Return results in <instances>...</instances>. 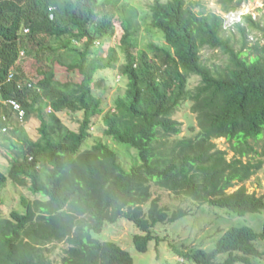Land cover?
Instances as JSON below:
<instances>
[{
    "label": "trees",
    "instance_id": "1",
    "mask_svg": "<svg viewBox=\"0 0 264 264\" xmlns=\"http://www.w3.org/2000/svg\"><path fill=\"white\" fill-rule=\"evenodd\" d=\"M216 1L230 13L247 0ZM120 3L0 0V136L9 127L18 138L14 143L5 136L15 152L7 153L10 170L8 175L0 171V188L10 179L21 185L30 180L31 192L41 195L35 200L23 197L25 213L13 209L9 217L0 216V264H53L47 252L54 244L66 245L62 264H134L117 242L95 234L104 231L106 223L126 219L139 230L132 237L136 249L148 251L150 243L159 240L154 234L158 224L189 215L181 207L170 211L162 206L159 197L153 198V186L224 210L234 221L214 248L175 247L178 255L196 264H254L264 257L259 246L264 220L257 230L235 217L261 214L264 196L245 186L228 190L263 164L243 158L264 156L255 146L264 136V45L244 50V38L237 49L232 36L225 34L223 15L196 11L187 0H154L151 26L163 35L166 46L150 43L142 48L131 29L138 11L121 10ZM116 10L121 13L118 21ZM244 19L247 25H236L242 35L249 28L264 35V26L252 15ZM116 22L122 24L125 58L119 70L128 83L115 107L105 112L94 89L106 85V78L97 75L114 69L115 54L111 50L108 58L98 56L96 44L115 33ZM205 46L221 49L227 66L218 70L206 65L201 56ZM22 50L37 62V81L17 64ZM55 63L78 71L81 79H58ZM191 76L199 77L194 88L188 85ZM9 99L19 103L23 120L40 119L37 140L15 125L14 110L1 102ZM188 100L199 131L177 138L182 123L174 114ZM81 111L78 131L66 127L59 116ZM103 113L104 134L137 151L128 169L117 149L105 142L83 147L92 134V117ZM222 137L235 153L231 159L215 143ZM221 256H226L222 262Z\"/></svg>",
    "mask_w": 264,
    "mask_h": 264
},
{
    "label": "rangeland",
    "instance_id": "2",
    "mask_svg": "<svg viewBox=\"0 0 264 264\" xmlns=\"http://www.w3.org/2000/svg\"><path fill=\"white\" fill-rule=\"evenodd\" d=\"M119 9L128 10L134 8L138 11L132 17V31H136L140 47L145 48L150 43H155L160 46H166L163 35L151 26V5L154 0H119ZM166 1V0H163ZM188 4H192L194 10L199 11L202 8L209 11H214L223 15L225 19V34L232 36L233 43L237 49H240L244 45V38L246 44L244 50L248 47H252L255 44L264 45V35L259 30L248 29L245 35L241 34V31L236 27L237 24L247 25L244 15H252L253 19L261 23L264 26V0H247L245 1L238 10L230 13H224L222 7L217 3L216 0H187ZM127 15L130 12H127ZM123 14V15H126ZM121 13L117 12L114 14L115 20L120 19ZM115 33L109 35L102 40L97 41L96 50L98 56L108 58L111 50H114L115 57L113 59V70L99 71L97 79L101 76L106 78V85H99L95 87L94 92L97 96L102 99V107L104 111H109L115 107L116 98L123 94L128 80L126 77L120 75L119 68L124 63L125 58L120 48L121 37L123 35L122 24L115 23ZM246 36V37H244ZM85 41V40H83ZM84 43V42H83ZM82 43V45H83ZM76 45H80L77 41ZM82 45L80 47H82ZM202 61L213 69H223L227 66L228 59L225 54L222 53L221 49H212L205 46L201 49ZM19 66L24 72L30 74V77L37 81L39 79L37 73V62L27 52L21 51V57L18 61ZM57 68V78L60 80H77L81 79V75L78 71H68L65 67L55 63V69ZM97 81V80H96ZM199 83V77L191 76L189 80V88H194ZM3 105L7 107L9 111L11 109L4 100H1ZM1 110V105H0ZM45 114L49 110H44ZM64 125L69 129L78 131L79 126L83 120V111L76 114H70L68 112L59 113ZM12 117L17 127H22L28 136L34 140L40 137L39 127L41 121L38 117L33 116L29 119L18 120L15 113L12 112ZM175 119H178L182 123V133L177 138L192 137L195 136L198 131V121L196 114L192 111V102H184L179 107L178 111L174 114ZM104 113L101 115L93 116L91 119V137L84 144V148H90L95 143L102 141L112 147L116 148L120 160L125 168H130L132 164L137 160V151L127 145H119L112 137H108L104 134L105 124L103 122ZM0 136V171L5 174H9L10 170V158L7 153L15 152V149L9 147V140H6L5 136H8L11 141L17 143V136L9 133V127L7 130L1 131ZM217 147L225 150L229 159L233 158L235 153L231 147V144L226 138L215 139ZM256 149L263 153L264 152V136L261 140L255 144ZM245 161L253 159L254 162L262 160L263 164L248 180L243 183H238L234 187L229 188L228 191L232 192L241 186H245L250 193H255L258 196H264V156L245 155L243 158ZM30 180L27 185H21L14 183L10 179L6 186L0 188V216L9 217L13 209H17L21 213H25V205H23V197L29 200H35L41 198V195L34 194L31 192ZM153 198L159 197L161 199V205L168 208L170 211L177 209L178 207L188 211V216L181 218L175 223H162L158 224L154 229V234L158 237L157 240H153L149 249L146 252H140L136 249L133 242V235L138 233L139 230L133 222L126 219H120L116 223H106L104 231L95 234V237L102 241H115L123 249L128 251L133 259L134 264H196L188 261L178 255L175 251V247L184 249H190L191 247H200L205 249H212L216 246L217 240L220 236L230 227L232 224L231 216L224 210L214 208L209 205H197L192 201L176 197L170 191L161 190L157 186L152 188ZM148 208V206H146ZM236 221H241L256 229H261V224L264 220V211L253 216H247L245 218H237ZM235 221V222H236ZM234 222V221H233ZM258 230V229H257ZM259 246L261 251H264V242H260ZM50 251L47 252V256L53 264H62L61 260L65 254L66 245L54 244L49 245ZM226 256H221L218 261H224ZM254 264H264V257L258 260H253ZM240 264V263H238Z\"/></svg>",
    "mask_w": 264,
    "mask_h": 264
},
{
    "label": "built area",
    "instance_id": "3",
    "mask_svg": "<svg viewBox=\"0 0 264 264\" xmlns=\"http://www.w3.org/2000/svg\"><path fill=\"white\" fill-rule=\"evenodd\" d=\"M5 102L7 103L9 108L14 110V113H15L16 117L19 118V120H23L24 111L20 107L19 103L17 101H15V100H12V99H9V100H7ZM6 129L7 128H4V130H6Z\"/></svg>",
    "mask_w": 264,
    "mask_h": 264
},
{
    "label": "clouds",
    "instance_id": "4",
    "mask_svg": "<svg viewBox=\"0 0 264 264\" xmlns=\"http://www.w3.org/2000/svg\"><path fill=\"white\" fill-rule=\"evenodd\" d=\"M5 101H7V100H5Z\"/></svg>",
    "mask_w": 264,
    "mask_h": 264
}]
</instances>
